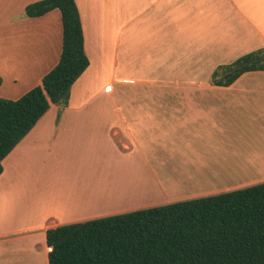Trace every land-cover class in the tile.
I'll return each instance as SVG.
<instances>
[{
    "label": "crops",
    "instance_id": "crops-1",
    "mask_svg": "<svg viewBox=\"0 0 264 264\" xmlns=\"http://www.w3.org/2000/svg\"><path fill=\"white\" fill-rule=\"evenodd\" d=\"M35 1L0 0V97L60 60L61 12ZM75 1L89 66L2 161L0 264H49L50 228L264 182V91H232L255 71L211 81L264 48V0Z\"/></svg>",
    "mask_w": 264,
    "mask_h": 264
},
{
    "label": "trees",
    "instance_id": "trees-1",
    "mask_svg": "<svg viewBox=\"0 0 264 264\" xmlns=\"http://www.w3.org/2000/svg\"><path fill=\"white\" fill-rule=\"evenodd\" d=\"M54 9L63 29L58 64L18 99L0 97V174L3 159L51 104L67 105L73 83L89 66L75 0H38L24 14ZM257 70H264V48L217 67L211 81L229 86ZM46 240L49 264H264V182L60 225L47 230Z\"/></svg>",
    "mask_w": 264,
    "mask_h": 264
},
{
    "label": "rangeland",
    "instance_id": "rangeland-1",
    "mask_svg": "<svg viewBox=\"0 0 264 264\" xmlns=\"http://www.w3.org/2000/svg\"><path fill=\"white\" fill-rule=\"evenodd\" d=\"M120 58H122V56ZM119 71H120V69H119ZM121 72H122V70H121ZM247 75H249L248 77H251V79H247V78L242 79L237 86H234L232 91H241L243 88H244V90H242V91H264V72L263 71H255V72L247 74ZM92 85H93L92 87L97 86V82L96 83L94 82ZM101 98H103V96H101ZM105 179H109V180H107V182H106ZM105 179L104 180H102V179L98 180L97 179L96 181H98L100 185L104 184V182H106V185L110 186L111 188H112V186H116L115 189L119 188L121 190L119 193V190L117 189L118 191L116 193H118V195H122L121 192L126 187L125 185H120L119 182H118V184L114 185L113 184V183H115L114 178H105ZM92 180H93V178H90V180H87V181L91 182ZM93 183H95V180ZM107 183H110V184H107ZM142 184L139 187L140 190L142 189L143 186H145L144 183H142ZM106 185H101V186L105 187ZM132 186H135V185H132ZM101 188H100V192L102 190ZM97 194L100 195V193H97ZM109 194L111 195L110 192H109ZM16 257H17V255H16ZM0 263H2L1 260H0ZM24 264H26V263H24ZM27 264H29V263L27 262Z\"/></svg>",
    "mask_w": 264,
    "mask_h": 264
},
{
    "label": "bare ground",
    "instance_id": "bare-ground-1",
    "mask_svg": "<svg viewBox=\"0 0 264 264\" xmlns=\"http://www.w3.org/2000/svg\"><path fill=\"white\" fill-rule=\"evenodd\" d=\"M103 180V179H102ZM106 182H107V179L105 180ZM113 181V180H112ZM115 181V183H113L114 185L115 184H118V181H116V180H114ZM122 181V180H121ZM106 182H104V184H101V185H106ZM123 182V181H122ZM98 183V182H97ZM107 184H110V183H107ZM112 184V185H113ZM127 185H125L126 187L122 190V195L124 194V192H125V194H126V190L129 188L128 186H130V185H128V183H126ZM94 185H95V183H94ZM154 185V184H153ZM102 187V188H101ZM100 188L102 189L101 190V192H99L100 193V195H102V197H109L110 196V194L109 193H107L106 195H104V192H105V190H106V188L107 187H110V186H108V185H106L105 187L104 186H101ZM116 186H112V188H115ZM118 190H119V193H120V189L119 188H117ZM130 189H132V192H135V193H137V191H139V186L138 185H135V186H132ZM112 190V189H111ZM118 190H116V192L118 191ZM100 191V190H99ZM118 194V193H117ZM90 197V196H89ZM92 200H95V198H96V194H93V196H92ZM90 200V199H89ZM89 202V201H88Z\"/></svg>",
    "mask_w": 264,
    "mask_h": 264
}]
</instances>
